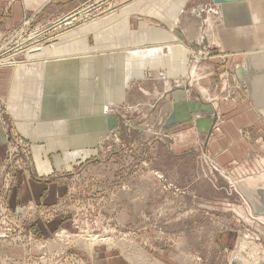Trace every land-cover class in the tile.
Wrapping results in <instances>:
<instances>
[{
	"label": "rangeland",
	"instance_id": "1",
	"mask_svg": "<svg viewBox=\"0 0 264 264\" xmlns=\"http://www.w3.org/2000/svg\"><path fill=\"white\" fill-rule=\"evenodd\" d=\"M17 1L27 4L26 0ZM97 1L101 0H51L52 4L46 8L47 22L32 21L29 29ZM102 1L103 8L96 6L92 20L90 14L81 11L83 20L79 19L72 31L55 32L45 48L18 57L17 61L24 64L0 69L15 71L26 61L41 62L31 59L47 47L67 38L75 40L83 30L105 22L87 36V44L94 55L121 56L116 59L113 71V77L121 80L125 75L126 50L158 46L150 43V34L146 44L136 40L141 26L149 29L152 19L134 14L123 29L124 12L140 5L142 0ZM143 1L144 7L138 8L140 12L146 9L145 5L149 7V0ZM56 2L59 4L55 5ZM22 25L0 32V43L10 41ZM121 43L122 47L111 49ZM180 45L183 46L177 44L173 48ZM205 53L214 57L209 51ZM107 75L104 67L96 69L95 96L101 95L100 79ZM132 83L129 81L128 87ZM10 85H6L2 95L0 89V121L5 127L3 140L0 139V147L4 148L0 166V264H231L234 259L243 264H264V225L248 217L250 211L241 194L244 179H237L232 172L217 173L206 156L200 159L169 151L161 141L168 142V137H161L159 129H149V98L142 92L133 90L128 96V90L124 89L122 103L107 102L106 124L113 118L117 126L92 148L69 150L68 155L73 152L81 155L72 162L61 150L49 151L46 137L32 139L21 130L9 111ZM147 86L149 90V83ZM65 94V90L59 89L44 100L50 107L56 104V110H70L69 116H59L73 120L69 124L92 116L78 113L82 109L75 96L77 91L73 99ZM47 123L40 119L32 126L38 129ZM36 150L39 152L35 153ZM39 156L50 165L49 172H38ZM20 175L54 186L53 201L46 202L51 195L48 189L39 202L13 203ZM4 216L11 223L5 222ZM226 228L239 233V243L233 251L223 250L225 247L217 239L220 229Z\"/></svg>",
	"mask_w": 264,
	"mask_h": 264
},
{
	"label": "crops",
	"instance_id": "2",
	"mask_svg": "<svg viewBox=\"0 0 264 264\" xmlns=\"http://www.w3.org/2000/svg\"><path fill=\"white\" fill-rule=\"evenodd\" d=\"M26 1L0 0L1 33L16 29L27 19L47 22L46 8L54 0ZM144 2L124 12L122 28L128 27L129 16H149V29L141 26L136 40L143 44L151 35L150 43L158 46L126 50L121 80L113 77L115 61L121 56L94 55L87 44V36L104 22L83 30L75 40L67 38L47 47L31 59L41 62L29 61L15 71L0 69L1 95L8 83L12 85L10 114L29 138L46 137L49 151L61 150L73 162L81 155H68L69 150L92 148L109 133L108 126L116 123L114 119L106 124V103H122L124 89L128 96L133 90L140 91L149 98V129H159L161 137H168V142L161 141L169 151L200 159L206 156L217 173L232 172L237 179H244L246 183L240 187L250 211L248 217L264 225V0H149V7L145 5L140 12ZM177 44L184 47L173 48ZM208 51L214 57L203 58ZM103 67L108 75L101 76V95L97 97L93 77L96 69ZM129 81L133 82L130 87ZM59 89L71 99L77 91L82 109L78 113L92 116L76 119L73 124H69L73 120L59 117L69 116L70 110H56V104L50 107L44 100ZM40 119L48 123L33 129L32 123ZM3 125L0 121V139L5 135ZM3 156L4 148L0 147V166ZM36 165L39 173L51 170L40 156ZM48 189L51 195L46 202L50 203L56 194L54 186L20 175L13 203L39 202ZM220 231L217 239L223 250L236 249L239 233L233 228Z\"/></svg>",
	"mask_w": 264,
	"mask_h": 264
},
{
	"label": "built area",
	"instance_id": "3",
	"mask_svg": "<svg viewBox=\"0 0 264 264\" xmlns=\"http://www.w3.org/2000/svg\"><path fill=\"white\" fill-rule=\"evenodd\" d=\"M103 3L104 2L101 0L94 3L95 7H93L94 5L84 6V8L79 11L60 17L46 25H40L38 28L29 29L32 20H27L18 28V31L10 41L7 43H0V68L15 67L21 64V62L17 61L19 56L25 57L31 50L45 48L46 45L52 42L55 32L59 30L64 32L72 31L75 23L79 19L82 20L79 15L81 11L90 14L89 20H92V18L95 17L94 12L96 11V6L97 8H103ZM72 15H76V19H74V21H67L66 19ZM202 55L203 58L208 57L206 53ZM3 219L5 222L11 223L6 216H4Z\"/></svg>",
	"mask_w": 264,
	"mask_h": 264
},
{
	"label": "bare ground",
	"instance_id": "4",
	"mask_svg": "<svg viewBox=\"0 0 264 264\" xmlns=\"http://www.w3.org/2000/svg\"><path fill=\"white\" fill-rule=\"evenodd\" d=\"M80 15V14H79ZM75 16L76 15H72V16H70L68 19H66L67 21H74V19H76L75 18ZM80 17H81V15H80ZM82 17H83V14H82ZM81 17V18H82ZM83 20V19H82ZM76 21V20H75ZM42 49V48H41ZM41 49H34V50H31V51H29L28 53L30 54V52L32 53V52H34V51H38V50H41ZM28 54V55H29ZM29 61H26V63H28ZM21 64H24V63H21ZM20 65V64H19ZM237 261V260H236ZM238 261H240V260H238ZM241 263H242V261H240ZM243 264V263H242Z\"/></svg>",
	"mask_w": 264,
	"mask_h": 264
},
{
	"label": "water",
	"instance_id": "5",
	"mask_svg": "<svg viewBox=\"0 0 264 264\" xmlns=\"http://www.w3.org/2000/svg\"><path fill=\"white\" fill-rule=\"evenodd\" d=\"M112 120H114L113 118L110 120V122H109V124L108 125H110L111 124V122H112ZM117 126V122L114 124V125H112L111 124V126H108V129L109 128H111L110 130H112L113 128H115ZM231 264H242L240 261H236L235 259L231 262Z\"/></svg>",
	"mask_w": 264,
	"mask_h": 264
}]
</instances>
